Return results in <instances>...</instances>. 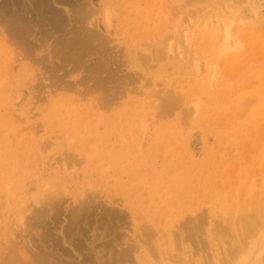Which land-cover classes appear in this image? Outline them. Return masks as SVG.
Returning <instances> with one entry per match:
<instances>
[{
  "label": "rangeland",
  "instance_id": "1",
  "mask_svg": "<svg viewBox=\"0 0 264 264\" xmlns=\"http://www.w3.org/2000/svg\"><path fill=\"white\" fill-rule=\"evenodd\" d=\"M18 1L26 3L20 7L23 15H32L29 20L33 23L29 17L26 21V15L24 20L29 27L34 26L38 22L40 0ZM48 1L49 7L61 16L60 27L64 24L67 27L52 29L51 25L41 26L45 21H39L34 26L38 29L33 30L31 26L33 35L25 29V48L17 38L18 42H14L15 37L9 31L4 39L6 33H2L21 22L11 26L9 17L5 18L0 10L3 15L0 16V264L15 255L20 257L21 248L24 258L32 257L28 262H39L36 257L39 259L45 253L51 257L52 253L51 258L56 257L57 264H74V261L75 264H100L102 260L108 264L111 258L112 264H181L178 255L186 259L182 261L186 264H229L233 259V262L243 261L239 264H264L262 208L258 209L261 216L256 221L262 222L260 225L252 217L261 205L260 199L263 200L261 207L264 206L261 197L264 196V0H109L108 24L104 21L102 0H88L89 8L86 0L84 4V0H62L64 4L61 0ZM81 3L87 11L96 9L91 20L89 17L86 20L94 23L100 20L95 32L102 41L96 39L98 45L95 40L94 49L89 45L92 51L90 47L89 50L76 47L78 44L71 47L78 42V37L69 45L74 28L76 33L80 29L76 37L85 33V26L89 27L88 21L83 20L88 22L87 26L75 14ZM26 7L28 13H24ZM13 8L12 15L18 12V8ZM3 18H8L5 24ZM77 20L82 23L76 25ZM78 25L82 28H76ZM47 27L52 33L43 31ZM34 34L43 38L40 40ZM61 38L67 43L61 42ZM28 39L37 47L31 50V55L28 49L34 47L26 43ZM63 43L68 44L65 55L70 47V51L81 49V54L79 50L70 52L77 54L69 55L71 60L64 53L61 56ZM53 47L57 49L53 50L55 54L51 52ZM8 52L11 58L9 54L5 56ZM83 80L88 84H83ZM1 195H4L2 199ZM47 202L51 203L50 209ZM81 208L87 209L82 212ZM77 212L82 215L76 216ZM243 213L246 214L243 216ZM19 216L24 219L18 221ZM122 220L128 221L124 224ZM21 222L26 226H19ZM248 223L251 230L247 229ZM179 227H186V233L185 228L181 231ZM242 234L247 237H241ZM244 239L246 242H240L239 247V241ZM173 240L178 241L177 245L180 243L179 247ZM237 242L239 249H236ZM226 248L228 253L229 248H234L229 253L232 259L227 258ZM124 250L129 254L125 255ZM176 253H179L177 259ZM46 254L42 259L50 258ZM23 256L14 259L20 261ZM41 260L38 264H43ZM50 260L47 263L54 264Z\"/></svg>",
  "mask_w": 264,
  "mask_h": 264
},
{
  "label": "bare ground",
  "instance_id": "2",
  "mask_svg": "<svg viewBox=\"0 0 264 264\" xmlns=\"http://www.w3.org/2000/svg\"><path fill=\"white\" fill-rule=\"evenodd\" d=\"M0 1H1V0H0ZM23 1H24V0H23ZM26 1H27V0H26ZM28 1H29V0H28ZM36 1H37V0H36ZM57 1H58V0H57ZM61 1H62V0H61ZM66 1L69 2V0H66ZM82 1H83V0H82ZM82 1H81V2H82ZM86 1H87V3H86ZM86 1L84 0L82 3L84 4V2H85V3L87 4V7L89 8L88 3H89L90 0H89V1L86 0ZM191 1H192V0H191ZM193 1H195V0H193ZM30 2H32V1H30ZM34 2H35V1H34ZM37 2H38V1H37ZM37 2H35V3L37 4ZM39 2H40V4H39V3H38V4H39V6H40V11H39V14H36V15H38V16H37L38 19L36 18V19H37L36 21H38L37 23H39V21H42V22L45 21L44 23H40V25L42 26V25L45 24V25H47V26H49V27H50V25H51V28H52V29H59V28H61V27H63V28H64V27H67V26H65L64 23H63L64 26H61V27H60L61 24H59V21L61 20V16H60V14L56 13L54 10H52V9L49 7V1H48V0H40ZM55 2H56V1H55ZM64 2H65V1H62L61 4H64ZM21 3H22V2H19L18 0H3L2 3H0V10H1V13L4 14L5 18H6V17H9V19H8V18H7V19L10 20V23H11V24H10L9 22H8V23H9L11 26H12L14 23L16 24L17 22H21V24L24 26V28H23V26L21 27V24H20V23H19V24L17 23V27L15 26V28L13 27L12 29H9V30H5V31L3 30L4 33H2V34L4 35V34L6 33V31H9L8 34L10 33L11 36H12V38L15 37V38H14V39H15L14 42H15V43L18 42V41H16V40L18 39V40H19V43H20V44L22 43L21 46L25 48L26 44H25V43H24L25 45L23 44V42H25V40L23 41V37H24V34H23V33L27 32L28 30L30 31V33H32L31 30H32L33 28H34L33 30H35L36 27H37V29H38V26L34 27L35 25H37V23H35L34 26L31 25V26H33L32 29H31V26L29 27V25L27 24L26 21H27V18H28L30 15L28 14V15H29L28 17H27L26 14H25L26 16L23 15V7H20V4H21ZM23 3H24V2H23ZM23 3H22V4H23ZM35 3H34V4H35ZM50 3H51V2H50ZM52 3H53V2H52ZM52 3H51V4H52ZM56 3H59V2H56ZM79 3H80V2H79ZM82 3H81V4H82ZM25 4H26V3H24V5H25ZM27 4H28V2H27ZM31 4H32V3H31ZM34 4H33V6L35 7ZM51 4H50V5H51ZM65 4H66V3H65ZM83 4L81 5V7H79V8L77 7V10H76L75 14L77 13V14H76L77 17L80 16L79 19H81L82 21H83V20H86L88 17H89V19L91 20L92 15H94V14L96 13V12H95L96 9H95V10L92 9V12H90V10L87 11V10H86L87 7H85ZM108 4H109V0H102V6L104 7V9H102L103 12H104V21H105V23H107V24L110 23V22H109V21H110V15L108 14V13H109V10H107V8H106V7L108 6ZM10 5H11V6H10ZM28 5H29V4H28ZM13 6H15V7L18 8V12H14V15H12V9H11V8H13ZM22 6H23V5H22ZM84 7H85V8H84ZM90 7H91V6H90ZM17 8H16V9H17ZM38 8H39V7H38ZM92 8H93V7H92ZM13 9L16 10L15 8H13ZM29 9H30V8H29ZM29 9H28V10H29ZM70 9H71V8H70ZM14 10H13V11H14ZM35 10H36V9H35ZM104 10H105V11H104ZM26 11H27V7H26L24 13H25ZM37 11H38V10H37ZM30 12L32 13V10H31ZM30 12H29V13H30ZM33 12H34V10H33ZM73 12H74V11H73ZM229 12H230V11H229ZM1 13H0V14H1ZM26 13H28V12H26ZM31 13H30V14H31ZM37 13H38V12H37ZM2 14H1L0 16H3ZM189 14H190V13H189ZM192 14H193V13H192ZM33 15H35V14L33 13ZM61 15H62V14H61ZM13 16L16 17V19L19 20V21L15 20V19H11V18H14ZM24 16L26 17V21L24 20V18H25ZM31 16H32V15H31ZM31 16H30V17H31ZM62 16H64V15H62ZM90 16H91V17H90ZM30 17L28 18V20L30 19ZM34 17H35V16H34ZM34 17H33V18H34ZM75 17H76V16H75ZM5 18H3V20H4V21H3V24H5L6 21H7V19H5ZM64 18H66V17H64ZM74 19H76V18H74ZM89 19H88V20H89ZM0 20H1V19H0ZM11 20H14V21L11 22ZM30 20H31V19H30ZM30 20H29V21H30ZM32 20H33V19H32ZM63 20H64V19H63ZM72 20H73V19H72ZM81 20H77V21H79V22H76V25L79 24V23H82V22H80ZM88 20H86V21H88ZM112 20H113V19H112ZM237 20H238V19H237ZM1 21H2V20H1ZM23 21L25 22L26 26H28L30 29L25 28L26 26L24 25V22H23ZM74 21H76V20H74ZM74 21H73V23H74ZM86 21H83V23L85 22V24H86V23L89 22V27L91 26V27H93L94 29H93V28L86 27L85 24H84V25L82 24L83 26H85V27L83 28L85 33H83V31H82L83 34L81 33L82 35H79V34H80V33H79V30H80V29H79L78 31H77V29H76V31H77V33H79L78 35H79L80 37H79L78 35L75 37V34H77V33L74 31L75 28H74V30L72 29L73 31H72V30H71V31L74 32V33H71V32H70V34H74V36L71 35V36H72V40L70 41V39H69V45H70L71 42H74L73 39H76L77 37H78L79 39L77 38L76 40H78V42H76V44L74 43L73 45L71 44V47L74 46V45L76 46V45L78 44L76 47H80V48L85 47V48H87V50H89V49H91V47H90L89 45H91V46L94 45L93 43L95 42L96 39H98V40L100 41L101 37H100V38H97V35H98L99 33H98V34L96 33V32H97L96 29L100 26V25H99V21H100V20L97 19L95 23L92 22V21H88V22H86ZM213 21H214V19H213ZM216 21H217V20H216ZM4 22H5V23H4ZM30 22H31V21H30ZM241 22H242V21H241ZM1 23H2V22H1ZM1 23H0V24H1ZM31 23H33V22H31ZM60 23H61V22H60ZM9 24H8V25H9ZM15 24H14V25H15ZM58 24H59V25H58ZM63 24H62V25H63ZM189 24H190V23H189ZM45 25H44V26H45ZM72 25H74V24H72ZM86 25H87V24H86ZM216 25H219V23L216 24ZM0 26H1V25H0ZM4 26H7V24L4 25ZM41 26H40V28H41L40 30H42V27H41ZM44 26H43V27H44ZM87 26H88V25H87ZM222 26H223V25H222ZM2 27H3V25H2ZM79 27H80V26L78 25V27H76V28H79ZM209 27H210V26H209ZM9 28H10V26H9ZM51 28H50V30H52ZM80 28H82V27H80ZM88 28H89V29H88ZM108 28H109V27H108ZM25 29H27V31H25ZM46 29H48V27H47V28H43V31H45ZM61 29H62V28H61ZM61 29H60V30H61ZM64 29H65V28H64ZM83 29H81V30H83ZM91 29H92V30H91ZM33 30H32V31H33ZM48 30H49V29H48ZM48 30H46V31L48 32ZM23 31H24V32H23ZM55 31H56V30H55ZM95 31H96V32H95ZM35 32H36V31H35ZM38 32H39V31H38ZM40 32H41V31H40ZM40 32H39V33H40ZM47 32H45V33L47 34ZM56 32H59V33H60V31H58V30H57ZM80 32H81V31H80ZM99 32H100V31H99ZM36 33H37V32H36ZM42 33H43V32H42ZM48 33H52V32L50 31V32H48ZM10 34H9V35H10ZM54 34H58V33H54ZM63 34H66V33H63ZM96 34H97V35H96ZM187 34H188V33H187ZM3 35H2V36H3ZM13 35H14V37H13ZM25 35H26V34H25ZM28 35H29V34H28ZM32 35H33V33H32ZM32 35H30L29 37H31ZM37 35H38V36H35V34H34L35 37H39V34H37ZM40 35H42V34H40ZM43 35H44V33H43ZM49 35H50V34H49ZM49 35H47V36H49ZM59 35H60V34H59ZM67 35H68V34H67ZM164 35H165V34H164ZM164 35H163V36H164ZM185 35H186V34H185ZM53 36L55 37V35H53ZM7 37H8V36H7V33H6V36H4V39L7 38ZM27 37H28V36H27ZM29 37H28V38H29ZM35 37H34V38H35ZM44 37H45V38H43V37L41 36V37H39V38H40V40H41L42 38L45 39V40H44V43H45V41H46V36L44 35ZM51 37H52V34H51ZM56 37H57V36H56ZM73 37H74V38H73ZM105 37H106V36H105ZM226 37H227V34H226ZM10 38H11V37H10ZM12 38H11V39H12ZM16 38H17V39H16ZM24 38H26V37H24ZM48 38H49V37H48ZM70 38H71V37H70ZM106 38H107V37H106ZM228 38H229V37H228ZM8 39H9V38H8ZM50 39H51V38H50ZM55 39L57 40V39H59V38H55ZM55 39H53L54 42H56ZM61 39H62V38H61ZM64 39H66V38L64 37ZM103 39H104V38H103ZM12 40H13V39H12ZM12 40H11V41H12ZM32 40L34 41V39H32ZM47 40L49 41V39H47ZM66 40H67V39H66ZM76 40H75V41H76ZM2 41H5V40H2ZM7 41H8V40H7ZM58 41H59V40H58ZM58 41H57V42H58ZM67 41H68V40H67ZM67 41L64 42V40L62 39L61 42L67 43ZM101 41H102V39H101ZM101 41H100V42H101ZM112 41H113V40H112ZM9 42H10V41H9ZM27 42L29 43V46L31 45V46L34 47V48H32V49H28L29 47L26 48V49H28V51H30L29 53H30V55H31V53H32L31 50L34 49V51H35L37 47H35V45H34L35 43H34L33 45L30 44V42H32V41H29V39L26 40V43H27ZM34 42H36V40H35ZM39 42L42 43V45L47 44V43L44 44L43 41H42V42L39 41ZM1 43H2V42H1ZM52 43H53V42H52ZM64 43H63V45H64ZM13 44H14V43H13ZM17 44H18V43H17ZM17 44H16V45H17ZM20 44H19V45H20ZM37 44H38V42H37ZM59 44H60V43H59ZM96 44H97V40H96V42H95V45H96ZM19 45H18V46H19ZM23 45H24V46H23ZM39 45L42 47L41 44H39ZM67 45H68V44L64 45L65 48H64V46H63L64 51H63L62 48L60 47V46H62V45L58 46V47H60L61 51H63L62 54H61V56H62L63 53L65 52V49H66V46H67ZM97 45H98V44H97ZM103 45H104V44H103ZM105 45H106V44H105ZM4 46H5V45H4ZM36 46H37V45H36ZM100 46H102V45H100ZM106 46H107V45H106ZM51 47H52V46H51ZM58 47H57V48H58ZM71 47H70V48H71ZM89 47H90V48H89ZM94 47H96V46H94ZM104 47H105V46H104ZM226 47H227V46H226ZM1 48H2V46H1ZM24 48H23V49H24ZM30 48H31V47H30ZM43 48H44V47H43ZM53 48H54V47H53ZM70 48H69V49H70ZM73 48H75V47H73ZM88 48H89V49H88ZM92 48H93V46H92ZM98 48H99V47H97V49H98ZM69 49H67L68 52H69V53L72 52V54L75 53V52H73V51H76V52L78 53V50H79V49H77V50L73 49V50L70 51ZM93 49H94V48H93ZM0 50H1V49H0ZM37 50H38V49H37ZM45 50H46V49H45ZM53 50L55 51V50H57V49L54 48V49H52L51 52H53ZM58 50H59V49H58ZM95 50H96V49H95ZM101 50H102V49H101ZM221 50H222V49H221ZM2 51H3V50H2ZM2 51H1V52H2ZM14 51H15V50H14ZM21 51H22V49H21ZM24 51H26V50L24 49ZM34 51H33V52H34ZM43 51H44V50H43ZM80 51H81V49L79 50V53H80ZM85 51H86V49H83V50H82V53L84 52V54L86 55ZM91 51H92V49H91ZM225 51H226V50H225ZM51 52H50V54H51ZM58 52H59V51H58ZM58 52H57V53H58ZM66 52H67V51H66ZM68 52H67V55H65L66 53H64L65 58H67V59H68V57H69V59H70V58H71L70 56H72V57H73V56H77V54L72 55L71 53L68 54ZM87 52H88V51H87ZM93 52H94V51H93ZM4 53H5V50H4ZM53 53L55 54L56 52H53ZM91 53H92V52H91ZM98 53H99V52H98ZM101 53H102V51H101ZM106 53H107V52H106ZM106 53H105V54H106ZM114 53H115V52H114ZM7 54H9V55H10L9 58H11L12 55L10 54V52L6 53L5 56H6ZM15 54H16V53H15ZM18 54H19V53H18ZM24 54H25V53H24ZM45 54H46V53H45ZM45 54H44V55H45ZM58 54H59V53H58ZM80 54H81V53H80ZM88 54H89V53H88ZM103 54H104V53H103ZM110 54H111V53H110ZM20 55H21V54H19V56H20ZM46 55H47V54H46ZM56 55H57V54H56ZM59 55H60V54H59ZM59 55H58V56H59ZM69 55H70V56H69ZM96 55H97V54H96ZM111 55H112V54H111ZM14 56H15V55H14ZM22 56H23V55H22ZM37 56H38V55H37ZM67 56H68V57H67ZM78 56H79V55H78ZM90 56H91V55H90ZM101 56H102V55H101ZM106 56H107V55H106ZM114 56H115V55H114ZM138 56H139V55H138ZM15 57H16V56H15ZM20 57H21V56H20ZM23 57H25V55H24ZM34 57H35V56H34ZM34 57H33V58H34ZM47 57H48V56H47ZM52 57H53V56H52ZM52 57H51V58H52ZM99 57H100V56H99ZM104 57H105V56H104ZM111 57H112V56H111ZM139 57H140V56H139ZM142 57H143V56H142ZM142 57H141V58H142ZM26 58H27V57H26ZM31 58H32V57H31ZM56 58H57V56H56ZM65 58H64V59H65ZM76 58H79V57H76ZM76 58H75V59H76ZM80 58H81V57H80ZM83 58H84V57H83ZM108 58H110V57H108ZM108 58H107V59H108ZM158 58H159V57H158ZM29 59H30V58H29ZM42 59H43V58H42ZM54 59H55V57H54ZM72 59H74V58H72ZM101 59H102V58H101ZM112 59H113V58H112ZM114 59H115V58H114ZM142 59H143V58H142ZM159 59H160V58H159ZM34 60H35V59H34ZM45 60H46V59H45ZM52 60H53V59H52ZM58 60H60V59H58ZM58 60H57V61H58ZM70 60H71V59H70ZM95 60H98V59H95ZM108 60H109V59H108ZM17 61H18V60H17ZM32 61H33V59H32ZM35 61H37V60H35ZM55 61H56V60H53L54 63H57V62H55ZM60 61H61V60H60ZM116 61H117V60H116ZM51 62H52V61H51ZM65 62H66V61H65ZM78 62H79V61H78ZM90 62H91V61H90ZM95 62H96V61H95ZM101 62H102V61H101ZM108 62H109V61H108ZM108 62H107V63H108ZM15 63H16V62H15ZM15 63H13V64L15 65ZM19 63H20V62H19ZM32 63H33V62H32ZM40 63H41V62H40ZM54 63H51V65L54 64ZM75 63H77V60H76ZM81 63H82V62H81ZM99 63H100V62H99ZM112 63H113V62H112ZM114 63H116V62H114ZM16 64H17V63H16ZM46 64H47V62H46ZM89 64H90V63H88V65H89ZM100 64H102V63H100ZM39 65H40V64H39ZM85 65H87V64H85ZM90 65H92V64H90ZM93 65H94V64H93ZM95 65H96V64H95ZM108 65H109V64H108ZM52 66H53V65H52ZM76 66L78 67V64H77ZM105 66H106V65H105ZM12 67H13V66H12ZM14 67H15V66H14ZM14 67H13V68H14ZM53 67H55V66H53ZM62 67H63V66H62ZM79 67H80V65H79ZM81 67H82V65H81ZM92 67H93V66H92ZM92 67H91V68H92ZM94 67H95V66H94ZM98 67H99V65H98ZM107 67H108V66H107ZM48 68H49V66H48ZM50 68H51V67H50ZM55 68H56V67H55ZM74 68H75V66H74ZM74 68H73V69H74ZM86 68H88V67H86ZM86 68H85V69H86ZM115 68H118V66L115 67ZM46 69H47V68H46ZM51 69H53V68H51ZM76 69H77V68H76ZM83 69H84V68H83ZM85 69H84V70H85ZM89 69H90V68H89ZM95 69H96V68H95ZM98 69H101V68H98ZM107 69H108V68H107ZM10 70H12V69H10ZM55 70H56V69H55ZM77 70H78V69H77ZM108 70H109V69H108ZM48 71H49V70H48ZM58 71H59V70H58ZM73 71H74V70H73ZM79 71H80V70H79ZM91 71H92V69H91ZM94 71H95V70L93 69V72H94ZM101 71H102V69H101ZM12 72H13V71H12ZM59 72H60V71H59ZM67 72H68V71H67ZM71 72H72V71H71ZM71 72H70V73H71ZM89 72H90V71H89ZM93 72H92V73H93ZM96 72H97V71H96ZM96 72H95V73H96ZM104 72H105V71H104ZM111 72H112V71H111ZM48 73H49V72H48ZM53 73H55V71H54ZM72 73H73V72H72ZM82 73H83V72H82ZM95 73H94V74H95ZM116 73H117V72H116ZM10 74H12V73H10ZM85 74H86V71H85ZM56 75H57V73H56ZM62 75H63V74H62ZM97 75H98V74H97ZM52 76H53V75H52ZM52 76H51V77H52ZM65 76H66V74H65ZM85 76L87 77V74H86ZM92 76H93V75H92ZM99 76H100V75H99ZM110 76H111V75H110ZM113 76H114V74H113ZM118 76H119V75H118ZM127 76H128V75H127ZM48 77H49V76H48ZM54 77H55V76H54ZM56 77H57V76H56ZM86 77H85V78H86ZM90 77H91V76H90ZM114 77H115V76H114ZM114 77H113V78H114ZM59 78H60V77H59ZM100 78H102V77H100ZM105 78H106V77H105ZM109 78H110V77H109ZM111 78H112V76H111ZM116 78H117V76H116ZM118 78H119V77H118ZM121 78H122V77H121ZM121 78H120V80H121ZM123 78H124V77H123ZM129 78H132V77H129ZM60 79H61V78H60ZM142 79H143V77H142ZM54 80H55V79H54ZM61 80H62V79H61ZM91 80H92V79H91ZM104 80H106V79H104ZM129 80H130V79H129ZM135 80H137V79H135ZM81 81H82V80H81ZM89 81H90V80H88V82H89ZM100 81H101V80H100ZM102 81H103V80H102ZM123 81H124V80H123ZM62 82H63V81H62ZM62 82H61V83H62ZM104 82H105V81H104ZM106 82H107V81H106ZM131 82H132V81H131ZM135 82H136V81H135ZM147 82H148V81H147ZM74 83H75V82H74ZM78 83H79V82H78ZM78 83H77V84H78ZM84 83H87V82H84V80H83V84H84ZM116 83H117V82H116ZM120 83H121V81H120ZM123 83H124V82H123ZM125 83H126V82H125ZM1 84H2V83H1ZM53 84H54V83H53ZM71 84H72V83H71ZM87 84H88V83H87ZM56 85L58 86V84H56ZM69 85H70V84H69ZM98 85H99V84H98ZM98 85H96V86H98ZM120 85H121V84H120ZM122 85H123V84H122ZM37 86H38V85H37ZM61 86H62V85H61ZM78 86H80V85H78ZM94 86H95V85H94ZM105 86H106V85H105ZM118 86H119V85H118ZM66 87H67V85H66ZM69 87H70V86H69ZM72 87H73V85H72ZM74 87H75V86H74ZM87 87H88V86H87ZM89 87H90V86H89ZM100 87H102V85H101ZM35 88H36V86H35ZM61 88H64V87H61ZM67 88H68V87H67ZM70 88H71V87H70ZM91 88H92V87H91ZM94 88H95V87H94ZM112 88H113V87H112ZM36 89H37V88H36ZM85 89H87V88H85ZM85 89H84V90H85ZM95 89H96V88H95ZM100 89H101V88H100ZM115 89H116V88H115ZM123 89H125V88H123ZM69 90H71V89H69ZM72 90H73V88H72ZM76 90H77V89H76ZM87 90H89V89H87ZM103 90H104V89H103ZM107 90H108V89H107ZM121 90H122V89H121ZM65 91H66V90H65ZM78 91H79V90H78ZM111 91H112V90H111ZM116 91H117V90H116ZM127 91H128V90H127ZM83 92H84V91H83ZM83 92H82V93H83ZM93 92H94V91H93ZM101 92H102V91H101ZM86 93L88 94L87 91H86ZM131 93H132V91H131ZM83 94H84V93H83ZM83 94H81V95L83 96ZM87 94H86V96H88ZM94 94H95V93H94ZM96 94H97V93H96ZM98 94H99V93H98ZM164 94H165V93H164ZM167 94H168V93H167ZM89 95H90V94H89ZM108 95H109V94H108ZM165 95H166V94H165ZM103 96H104V95H103ZM112 96H113V95H112ZM99 97H101V96H99ZM116 97H117V95H116ZM77 98H78V96H77ZM79 98H80V97H79ZM101 98H102V97H101ZM165 98H166V97H165ZM83 99H84V98H83ZM117 99H118V98H117ZM168 99H169V98H168ZM80 100H82V99H80ZM98 100H100V98H99ZM170 100H171V99H170ZM100 101H102V99H101ZM100 101H99V102H100ZM172 101H173V100H171L170 102H172ZM174 101H175V100H174ZM95 102H96V101H95ZM170 102H169V103H170ZM93 103H94V102H93ZM96 104H97V103H96ZM102 104H103V103H102ZM106 104H107V103H106ZM110 104H111V103H110ZM114 104H115V103H114ZM114 104H113V105H114ZM118 104H119V103H118ZM94 105H95V104H94ZM99 106H102V105L100 104ZM109 106H110V105H109ZM103 107H104V105H103ZM116 107H117V105H116ZM105 108H106V107H105ZM105 108H104V109H105ZM101 109H102V107H101ZM107 110H108V108H107ZM95 128H96V127H95ZM93 132H94V131H93ZM46 143H47V142H46ZM49 143H50V142H49ZM47 145H48V143H47ZM75 153H76V147H75ZM93 153H94V152H93ZM66 154H67V153H66ZM70 154H71V153H70ZM73 154H74V153H73ZM77 155H78V154H77ZM65 156H66V155H65ZM62 157H63V156H62ZM67 157H68V156H67ZM76 157H78V156H76ZM84 157H85V156H84ZM63 158H64V157H63ZM79 158H80V157H79ZM64 160H65V159H64ZM69 160H70V159H69ZM69 160H68V161H69ZM77 160H78V159H77ZM79 160H81V159H79ZM73 161H74V160H73ZM84 161H85V159H84ZM82 163H83V162H82ZM109 164H110V163H109ZM63 171H64V170H63ZM77 177H78V176H77ZM79 177H80V176H79ZM75 179H76V178H75ZM61 180H62V179H61ZM62 183H63V182H62ZM33 184H34V183H33ZM29 185H30V184H29ZM29 185H28V186H29ZM22 186L24 187V185H22ZM25 186H26V185H25ZM34 186H35V185H34ZM32 187H33V186H32ZM32 187H31V188H32ZM43 187H44V186H43ZM46 187H47V185H46ZM58 187H59V186H58ZM22 189H23V188H22ZM25 189H26V188H25ZM29 189H30V188H29ZM29 189H28V190H29ZM45 189H46V188H45ZM3 190H4V189H3ZM31 190H32V189H31ZM43 190H44V189H43ZM43 190H42V191H43ZM10 191H11V190H10ZM58 191H59V190H58ZM59 192H61V191H59ZM43 193H44V191H43ZM5 194H6V193H5ZM54 194H56V193H54ZM57 194H58V193H57ZM57 194H56V195H57ZM48 195H49V194H48ZM48 195H47V196H48ZM2 196H4V195H1V199H2ZM10 196H11V195H10ZM41 196H42V193H41ZM44 196H45V195H44ZM7 197H8V196H6V198H7ZM51 197H52V196H51ZM261 197L264 198V196H261ZM40 198H41V197H40ZM43 198H45V197H43ZM49 198H50V196H49ZM257 198H258V197H257ZM7 199H8V198H7ZM46 199H47V197H46ZM53 199H54V197H53L52 199H50V200L48 199V200L51 202ZM62 199H63V198H62ZM80 199H81V198H80ZM83 199H84V197H83ZM92 199H93V198H92ZM60 200H61V199H60ZM85 200H86V199H85ZM253 200H254V199H253ZM38 201L41 202L40 200H38ZM49 201H48V202H49ZM80 201H81V200H80ZM122 201H123V200H122ZM247 201H248V200H247ZM1 202H2V201H1ZM44 202L46 203V200H44ZM48 202H47V203H48ZM97 202H98V201H97ZM255 202H256V201H255ZM260 202H261V205H262V204H263V203H262L263 200L260 199ZM260 202L258 201L259 204H260ZM5 203H9V202H5ZM10 203H11V202H10ZM45 203H43V204H45ZM57 203H58V202H57ZM59 203H60V202H59ZM78 203H79V202H78ZM80 203H81V202H80ZM36 204H37V203H36ZM49 204H51V203H48V204H47V208H49V206H48ZM86 204H88V203H86ZM90 204H91V203H90ZM145 204H146V203H145ZM39 205L43 207V205H41V204H37V206H39ZM62 205H63V204H62ZM91 205H92V204H91ZM97 205H98V204H97ZM256 205H257V204H256ZM261 205H260L258 208H256L257 210H255L259 215H257V213H256V215H255V214H254L255 211H252V212H254L253 214L255 215V216L252 215V217H254V218H253V221H255V222H256V221L259 222V218H258L259 216L262 215V218L264 217V216H263L264 213L261 214V212H260V211H263V212H264V210H263V209H264V208H263L264 206L261 207ZM31 206H32V205H31ZM44 206H46V204H45ZM77 206H78V204H77ZM84 206H85V205H84ZM253 206H254V205H253ZM26 207H27V205H26ZM33 207H34V206H33ZM33 207H32V209H33ZM42 207L40 208V210L42 209ZM60 207H61V206H60ZM72 207H73V206H72ZM85 207H86V206H85ZM7 208H8V207H7ZM75 208H76V206H75ZM89 208H90V207H89ZM151 208H153V207H151ZM243 208H244V206H243ZM261 208H262V210H260ZM26 209H27V208H26ZM34 209H35V208H34ZM36 209H38V208H36ZM43 209H45V208L43 207ZM49 209H50V208H49ZM55 209H56V207H55ZM71 209H72V208H71ZM73 209H74V208H73ZM81 209H83V210H80V211L84 212V210H86L87 208H86V209L81 208ZM246 209H247V208H246ZM258 209H259L260 211H259ZM29 210H30V209H29ZM38 210H39V209H38ZM45 210H46V212H47V209H45ZM57 210H58V209H56V211H57ZM88 210H89V209H88ZM110 210H111V209H110ZM243 210H245V208H244ZM26 211H27V210H26ZM30 211H31V210H30ZM59 211H60V210H59ZM78 211H79V210H78ZM106 211H107V210H106ZM258 211H259L260 213H259ZM35 212H37L38 214L41 213V212L39 213V211H35ZM43 212H45V211H43ZM54 212H55V211H54ZM82 212H81V213H82ZM91 212H92V211H91ZM28 213H29V212H28ZM32 213H33V212H32ZM37 213H36V214H37ZM47 213L50 214V212H47ZM47 213H46V214H47ZM51 213H53V212H51ZM77 213H78V212H77ZM81 213L79 212L78 214H76V216H77V215L80 216ZM101 213H102V212H101ZM118 213H119V212H118ZM19 214H20V213H19ZM23 214H25V213H22L21 216H24ZM26 214H27V213H26ZM41 214H42V213H41ZM44 214H45V213H44ZM44 214H42V215H44ZM106 214H107V212H106ZM112 214H113V213H112ZM114 214H115V213H114ZM121 214H122V213H121ZM245 214H246V213H245ZM245 214L243 213V216H244ZM251 214H252V213H251ZM260 214H261V215H260ZM31 215H32V214H31ZM58 215H59V214H58ZM81 215H82V214H81ZM101 215H102V214H101ZM109 215H110V214H109ZM118 215H119V214H118ZM214 215H215V214H214ZM21 216H19V217L21 218ZM33 216H34V214H33ZM37 216H38V215H37ZM45 216H46V215H45ZM49 216H50V215H48V217H49ZM55 216H56V215H55ZM104 216H105V215H104ZM111 216H113V215H111ZM121 216H122V215H121ZM121 216H120V217H121ZM141 216H142V215H141ZM197 216H198V215H197ZM256 216H257L258 220H256L257 218L255 219ZM17 217H18V215H17ZM17 217H15V218H17ZM25 217H26V216H25ZM38 217H39V216H38ZM41 217H43V216H41ZM92 217H93V216H92ZM100 217H101V216H100ZM102 217H103V216H102ZM194 217H195V218H194V221H195V219H196L197 217H196V216H194ZM215 217H216V216H215ZM245 217H246V216H245ZM250 217H251V216H249V219H250V222H251V220H252L251 218H252V217H251V218H250ZM36 218H37V217H36ZM69 218H70V217H69ZM76 218H77V217H76ZM78 218H80V217H78ZM93 218H95V217H93ZM105 218H106V217H105ZM105 218H103V219H105ZM115 218H116V217H115ZM125 218H126V217H125ZM128 218H129V217H128ZM141 218H143V217H141ZM262 218H260V219H262ZM23 219H24V217L21 218V220H19V218H17L18 221H22ZM25 219H27V217H26ZM38 219H40V218H38ZM38 219H37V220H38ZM73 219H74V218H73ZM111 219H112V218H111ZM116 219H117V218H116ZM118 219H119V218H118ZM126 219H127V218H126ZM185 219H186V218H184V220H185ZM198 219H199V217H198ZM198 219H197V220H198ZM200 219H201V218H200ZM205 219H206V218H205ZM247 219H248V218H247ZM28 220H29V219H28ZM33 220H34V219H33ZM35 220H36V219H35ZM42 220H43V223H44V218H43ZM88 220H89V219H88ZM88 220H87V222H88ZM113 220H114V219H113ZM113 220H112V221H113ZM120 220H121V219H120ZM184 220H183V221H184ZM192 220H193V219H192ZM192 220H191V221H192ZM244 220H246V219L244 218ZM244 220H243V222H244ZM262 220H264V218H263ZM18 221H17V222H18ZM24 221H25V220H24ZM38 221H39V220H38ZM71 221H72V220H71ZM81 221H82V220H81ZM94 221H95V220H94ZM122 221H123V220H122ZM127 221H128V220H127ZM127 221H123V223H124V222L127 223ZM187 221H189V220H187ZM187 221H185V223H187ZM215 221H217V220H215ZM253 221L251 222V223H252L251 225H253V229H255V228H254V227H255L254 225H255V224H259V223L256 222L255 224H253ZM29 222H30V221H29ZM34 222H35V221H34ZM40 222H42L41 219H40ZM40 222H37V223H38L39 226H42V225H40V224H41ZM53 222H54V221H53ZM73 222H74V221H73ZM97 222H98V221H97ZM100 222H101V221H100ZM109 222H110V221H109ZM117 222H118V220H117ZM120 222H121V221H120ZM120 222H119V223H120ZM179 222H180V221H179ZM197 222H198V221H197ZM243 222H242V223H243ZM247 222H249V221H247ZM247 222H245V224H246ZM260 222H261V221H260ZM18 223H20V222H18ZM39 223H40V224H39ZM43 223H42V224H43ZM45 223H46V222H45ZM45 223L43 224V225H44L43 228H45V226H46V228H47V225H45ZM82 223H83V222H82ZM125 223H124V224H125ZM185 223H182V224L184 225ZM188 223H189V222H188ZM192 223H193V221H192ZM198 223H199V222H198ZM218 223H219V222H218ZM221 223H222V222H221ZM229 223H230V222H229ZM261 223H262V222H261ZM261 223H260V224H261ZM30 224H31V222H30ZM30 224H29V225H30ZM35 224H36V223H35ZM46 224H47V223H46ZM49 224H50V223H49ZM77 224H78V223H77ZM94 224H95V223H94ZM145 224H146V223H145ZM148 224H149V223H148ZM180 224H181V223H180ZM180 224H177V225L180 226ZM182 224H181V226H183ZM193 224H194V223H193ZM202 224H203V222H202ZM216 224H217V223H216ZM248 224H249V223H248ZM248 224H247V225H248ZM260 224H259V225H260ZM262 224H264V223H262ZM33 225H34V224H33ZM72 225H73V223H72ZM84 225H85V224H84ZM88 225H89V224H88ZM91 225H92V224H91ZM109 225H111V224H109ZM114 225H115V224H114ZM114 225H113V226H114ZM119 225H120V224H119ZM122 225H123V224H122ZM122 225H121V226H122ZM126 225H127V224H126ZM185 225H186V224H185ZM188 225H190V223H189ZM218 225H220V224H218ZM249 225H250V224H249ZM251 225H250L249 228H247V229L251 230V228H252ZM259 225H256V227L259 226ZM16 226H17V225H16ZM19 226L24 227V226H26V225H25L24 222H23V223L21 222V224H20ZM86 226H87V225H86ZM86 226H85V227H86ZM106 226H107V225H106ZM178 226H177V228H178ZM198 226H199V224H198ZM215 226H216V225H215ZM220 226H221V225H220ZM238 226H239V225H238ZM244 226H245V225H244ZM11 227H14V226H11ZM21 227H20V228H21ZM35 227H37V225H36ZM68 227H69V226H68ZM70 227H71V226H70ZM72 227H73V226H72ZM74 227H75V224H74ZM125 227H126V226H125ZM129 227H130V225H129ZM139 227H140V226H139ZM145 227H146V226H145ZM147 227H149V226H147ZM186 227H187V226H186ZM186 227H183V228H185V229H184V233H186V231H187V230H186ZM188 227H189V226H188ZM191 227H192V226H191ZM196 227H197V226H196ZM196 227H194V228H196ZM223 227H224V226H222V228H223ZM250 227H251V228H250ZM16 228H18V227H16ZM16 228H15V229H16ZM20 228H19V229H20ZM46 228H45V229H46ZM75 228L77 229V226H76ZM82 228H83V227H82ZM108 228H110V227L108 226ZM112 228H113V227H112ZM126 228H127V227H126ZM142 228H143V227H142ZM183 228L181 227V229H183ZM200 228H201V227H200ZM218 228L221 229V227H218ZM241 228H243V226H242ZM241 228H239V229H241ZM260 228H261V226H260ZM19 229H18V230H19ZM24 229H25V228H24ZM86 229L89 230L87 227H86ZM98 229H99V227H98ZM113 229H115V228H113ZM138 229H139V228H138ZM143 229H145V228H143ZM143 229H142V230H143ZM175 229H176V228H175ZM179 229H180V227H179ZM181 229H180V230H181ZM196 229H197V228H196ZM201 229H202V228H201ZM201 229H200V230H201ZM247 229H245V227H244V230L247 231ZM38 230H39V228H38ZM40 230L42 231V229H40ZM50 230H51V229H50ZM50 230H49V231H50ZM67 230H68V229H67ZM70 230H71V229H70ZM91 230H92V229H91ZM91 230H90V231H91ZM115 230H116V229H115ZM127 230H129V229H127ZM148 230H149V228H148ZM170 230H171V228H170ZM177 230H178V229H177ZM180 230H179V231H180ZM188 230H189V229H188ZM216 230H217V229H216ZM244 230H243V231H244ZM19 231H20V230H19ZM27 231H28V229H27ZM71 231H72V230H71ZM74 231H75V230H74ZM107 231H108V230H107ZM112 231H113V230H112ZM121 231H122V230H121ZM129 231H130V230H129ZM145 231H146V230H145ZM150 231H151V230H150ZM159 231H160V230H159ZM181 231H182V230H181ZM190 231H191V228H190ZM243 231L240 232V233L245 234L246 231H245V233H244ZM36 232H37V231H36ZM68 232H69V231H68ZM76 232H78V230H77ZM76 232H75V233H76ZM91 232H92V231H91ZM114 232H115V231H114ZM143 232H144V230H143ZM151 232H153V231H151ZM151 232H149L150 235H151ZM161 232H162V231H161ZM194 232H195V231L192 232L193 235H194ZM196 232H197V231H196ZM232 232H233V231H232ZM252 232H254V231H252ZM24 233H25V232H24ZM64 233H65V232H64ZM72 233H73V232H72ZM82 233H83V232H82ZM92 233H93V232H92ZM98 233H99V231H98ZM112 233H113V232H112ZM116 233H117V232H116ZM122 233H124V232L122 231ZM131 233H132V232H131ZM145 233H146V232H145ZM164 233H165V232H164ZM177 233H178V231H177ZM184 233H183V234H184ZM222 233H224V232H222ZM226 233H227V232H226ZM25 234H26V233H25ZM35 234H36V233H35ZM73 234H74V233H73ZM73 234H72V235H73ZM109 234H110V233H109ZM124 234H125V233H124ZM132 234H133V233H132ZM137 234H138V233H137ZM141 234H142V231H141ZM146 234L148 235V233H146ZM152 234H153V233H152ZM228 234H229V233H228ZM243 234L241 235V237L244 238L245 236H244ZM247 234L250 235L251 232L249 231V233H248V231H247ZM23 235H24V234H23ZM23 235H22V236H23ZM44 235H45V234H44ZM78 235H79V234H78ZM107 235H108V234H107ZM110 235H111V234H110ZM138 235H139V234H138ZM150 235H149V236H150ZM153 235H155V234H153ZM201 235H202V233H201ZM215 235H217V233H216ZM220 235H221V234H220ZM222 235H223V234H222ZM224 235H225V234H224ZM29 236H30V234H29ZM40 236H41V235H40ZM51 236H52V235H51ZM65 236H66V235H65ZM68 236H69V235H68ZM70 236H71V235H70ZM74 236H75V235H74ZM86 236H87V235H86ZM104 236H105V234H104ZM117 236H118V235H117ZM126 236H127V235H126ZM128 236H129V235H128ZM143 236H144V235H143ZM145 236H146V235H145ZM145 236H144V237H145ZM149 236H148V239L151 238V236H150V238H149ZM185 236H186V235H185ZM30 237H31V236H30ZM43 237L48 238L49 236H48V237H47V236H42V238H43ZM75 237H76V236H75ZM95 237H96V236H95ZM95 237H94V238H95ZM100 237H101V236H100ZM100 237H99V240H100ZM109 237H110V236H109ZM111 237H112V235H111ZM114 237H115V236H114ZM118 237H120V236H118ZM146 237H147V236H146ZM146 237H145V239H146ZM164 237H165V236H164ZM187 237H188V236H187ZM192 237H195V236H192ZM192 237H191V238H192ZM212 237H213V236H212ZM246 237H247V236H246ZM246 237H245V238H246ZM9 238H10V237H9ZM9 238H8V239H9ZM68 238H70V237H68ZM73 238H74V237H73ZM102 238H105V237H102ZM116 238H117V237H116ZM116 238H115V241L118 240V239H116ZM128 238H130V237H128ZM139 238H141L140 235H139ZM174 238H175V237H173V239H174ZM214 238H215V237H214ZM217 238L220 240L219 237H217ZM217 238H215V239H217ZM35 239H36V238H35ZM52 239H53V238H52ZM81 239H82V238H81ZM81 239H80V240H81ZM112 239H113V238H112ZM124 239H125V238H124ZM131 239H132V238H131ZM134 239H135V238H134ZM137 239H138V238H137ZM179 239H180V238H179ZM179 239L177 238V240H179ZM182 239H183V237H182ZM182 239H181V240H182ZM185 239H187V238H185ZM210 239H211V238H210ZM215 239H214V240H215ZM44 240H45V239H44ZM94 240H95V239H94ZM109 240H110V239H109ZM126 240H129V239H126ZM140 240H141V239H140ZM146 240H147V239H146ZM146 240H145V241H146ZM187 240H188V239H187ZM191 240H192V239H191ZM193 240H194V239H193ZM199 240H200V239H199ZM222 240H223V238H222ZM70 241H71V240H70ZM83 241H84V240H83ZM85 241H86V240H85ZM92 241H93V239H92ZM92 241H91V242H92ZM100 241H101V240H100ZM107 241H108V240H107ZM124 241H125V240H124ZM124 241H123V243H124ZM134 241H136V240H134ZM147 241H148V240H147ZM173 241H174V243H175V240H173ZM179 241H180V240H179ZM223 241H224V240H223ZM223 241H221V242L223 243ZM243 241H245V239L242 240V241L240 240L239 243H240V242H243ZM20 242H21V241H20ZM30 242H31V241H30ZM66 242H67V241H66ZM88 242L90 243V241H88ZM97 242H98V241H97ZM120 242H121V241H120ZM131 242H132V240H131ZM131 242H130V244H131ZM139 242H143V241H139ZM151 242H152V241H151ZM151 242H150V243H151ZM177 242H178V241H176V243H175L176 245H177ZM180 242H181V241H180ZM192 242H194V241H192ZM192 242H191V243H192ZM201 242H202V240H201ZM234 242H236V241H234ZM245 242H246V241H245ZM13 243H14V242H13ZM31 243H32V242H31ZM54 243H56V242H54ZM78 243H79V242H78ZM84 243H85V242H84ZM103 243H104V241H103ZM165 243H166V242H165ZM181 243H182V242H181ZM195 243H196V241H195ZM205 243H206V242H205ZM224 243H225V242H224ZM239 243L237 242V247H236V249H237V248L239 249V247L242 246V244L240 243L241 245L238 247ZM6 244H7V243H6ZM19 244H20V243H19ZM26 244L28 245V243H26ZM33 244H34V243H33ZM70 244H71V243H70ZM73 244H74V243H73ZM97 244H98V243H97ZM105 244H106V243H105ZM117 244H118V243H117ZM121 244H122V243H121ZM133 244H134V243H133ZM183 244H184V243H183ZM218 244H219V243H218ZM227 244H228V243H227ZM4 245H5V244H4ZM59 245H60V243H59ZM84 245H85V244H84ZM108 245H109V244H108ZM111 245H112V244H111ZM115 245H116V244H115ZM119 245H120V244H119ZM176 245H175V247H176ZM178 245H180V243H179ZM178 245H177V247H179ZM204 245H205V244H204ZM207 245H208V244H207ZM8 246H9V245H8ZM13 246H14V245H13ZM16 246H17V245H15V248H16ZM23 246H24V244H23ZM44 246H45V245H44ZM48 246H49V245H48ZM112 246H113V245H112ZM129 246H130V245H129ZM135 246H136V245H135ZM135 246H134V248H136ZM139 246H140V245H139ZM139 246H138V247H139ZM153 246H154V245H153ZM208 246H209V245H208ZM33 247H35V246H33ZM75 247H76V246H75ZM97 247H98V246H97ZM140 247H141V246H140ZM148 247H149V246H148ZM181 247H183V245H182ZM213 247H214V246H213ZM213 247H212V248H213ZM221 247H222V246H221ZM224 247H225V246H224ZM228 247H229V246H228ZM7 248H8V247H7ZM17 248H18V247H17ZM24 248H25V247H24ZM28 248H29V247H28ZM35 248H36V247H35ZM37 248H38V246H37ZM42 248H43V247H42ZM46 248H47V247H46ZM94 248H95V247H94ZM94 248H93V249H94ZM103 248H104V246H103ZM129 248H130V247H129ZM198 248H199V247H198ZM203 248H204V247H203ZM203 248H202V249H203ZM212 248H211V249H212ZM222 248H223V247H222ZM9 249H10V248H9ZM13 249H14V248H13ZM67 249H68V248H67ZM105 249H106V248H105ZM112 249H113V248H112ZM114 249H115V247H114ZM175 249H176V248H175ZM179 249H180V248H178V250H179ZM202 249H201V250H202ZM208 249H209V248H208ZM226 249H227V248H226ZM231 249H232V248H231ZM231 249L229 248L230 251H231ZM21 250H22V248H21ZM21 250H20V251L18 250L19 253H20V254H21V253H22V254H25V253H23V250H24V249L22 250V252H21ZM57 250H58V249H57ZM87 250H88V249H87ZM94 250H95V249H94ZM100 250H101V249H100ZM106 250H107V249H106ZM151 250H152V249H151ZM159 250H160V249H159ZM162 250H163V249H162ZM166 250H167V249H166ZM196 250H197V247H196ZM196 250H195V252H196ZM232 250H234V248H233ZM11 251H12V250H11ZM18 251H17V252L14 251V254L18 253ZM30 251H31V250H30ZM46 251H47V250H46ZM64 251H65V250H64ZM109 251H111V250H109ZM122 251H123V250H122ZM130 251H131V249L129 250V252H130ZM137 251H138V250H137ZM160 251H161V250H160ZM180 251H183V250H180ZM180 251H177V252H180ZM223 251H224V249H223ZM230 251H229V253H231ZM235 251H236V250H235ZM235 251H232V252H235ZM9 252H10V250H9ZM58 252H59V251H58ZM86 252H87V251H86ZM101 252H102V251H101ZM112 252H113V251H112ZM129 252H128V251L126 252V251L124 250L125 255H127V253L129 254ZM167 252H168V251H167ZM205 252H207V251H205ZM208 252H209V251H208ZM251 252H252V251H251ZM12 253H13V252H12ZM19 253H18L17 255H20ZM26 253H27V254H26V256H27L28 253H29V249H28V252H26ZM41 253H42V252H41ZM41 253H40V254H41ZM48 253H49V251H48ZM53 253H54V252H53ZM64 253H65V252H64ZM72 253H73V252H72ZM80 253H81V252H80ZM183 253H184V252H183ZM229 253H228V249H227V254L229 255ZM2 254H3V253H2ZM7 254H8V253H7ZM14 254H11V255L14 256ZM22 254L20 255V257L23 256ZM36 254H37V253H36ZM45 254H46V253H45ZM45 254H44V255H45ZM90 254H91V253H90ZM98 254H99V256H101L99 252L97 253V255H98ZM114 254H115V252H114ZM122 254H123V253H122ZM178 254H179V253H178ZM178 254L176 253L175 256H174V255H173V256L176 258V256H177ZM196 254H197V253H196ZM224 254H225V253H224ZM231 254H232V253H231ZM247 254H248V253H247ZM249 254H250V252H249ZM32 255H33V254H32ZM44 255L42 254L41 256L43 257ZM46 255H47V254H46ZM50 255H51V257H52V253H51ZM92 255H93V254H92ZM180 255H181V254H180ZM228 255H227V256H228ZM5 256H6V255H5ZM12 256H11V257H12ZM37 256H38V254H37ZM41 256L39 255V257H41ZM120 256H121V255H120ZM156 256H157V255H156ZM193 256H194V255H193ZM198 256H199V255H198ZM214 256H215V255H214ZM227 256H226V257H227ZM14 257L16 258V257H18V256L15 255ZM14 257H13V258H10L11 260H10L9 258H7V260L12 261L11 264L13 263V261H14L13 264H15L16 262H17V264H21V261L24 260V261H22V262H23L22 264H26V263L28 262L27 259L32 258V257L28 256L27 259H26V258H24V256H23V259L20 260V261H18L17 259L20 258V257H18L17 259H14ZM35 257H36V256H35ZM35 257H34V258H35ZM42 257L39 258V259L41 260ZM47 257H50V256L47 255ZM51 257H50V258H47V259H48V260H49V259L52 260ZM80 257H81V256H79V258H80ZM102 257H103V255H102ZM153 257H154V256H153ZM171 257H172V256H171ZM171 257H169V259H170ZM191 257H192V256H191ZM5 258H6V257H5ZM43 258H44V257H43ZM45 258H46V256H45ZM75 258H76V257H75ZM83 258H84V257H83ZM99 258H100V257H99ZM109 258H110V257H109ZM113 258H114V257H113ZM119 258H120V257H119ZM155 258H156V257H155ZM175 258H174V259H175ZM177 258H178V259H177ZM177 258H176V259H177L178 261H180V259H181V262H180L181 264L184 262V259H185V258L182 259L183 257L180 258L179 255H178ZM189 258H190V257H189ZM227 258L232 259L233 257H232L231 255H229ZM227 258H226V259H227ZM246 258H247V257H246ZM1 259H2V258H1ZM13 259H14V260H13ZM39 259H37V257H36V260L39 261V262H36L35 260H32V261H33V262L31 261L32 264H33L34 262L37 263V264L40 263V260H39ZM47 259H45V260L42 259L41 262L44 261L45 264H48L49 261H47ZM54 259H56V261H57V258H56V257L54 258V256H53V260H52L53 262L55 261ZM72 259H73V258H72ZM107 259H108V258H107ZM114 259H115V258H114ZM125 259H126V258H125ZM125 259H123V260L125 261ZM176 259H175V262H178V261H176ZM193 259H194V258H193ZM241 259H242V258H241ZM241 259H240V260H241ZM244 259H245V258H244ZM244 259H243V260H244ZM7 260L5 259L6 262L3 261V260H2V261L6 264V263L8 262ZM51 260H50V261H51ZM62 260H63V258H62ZM98 260H99V259H98ZM118 260H119V259H118ZM120 260H121V259H120ZM123 260H122V261H123ZM127 260H128V259H127ZM160 260H161V259H160ZM171 260H172V259H171ZM185 260H186V259H185ZM223 260H224V259H223ZM233 260H234V259H233ZM233 260H232V262H233ZM25 261H26V263H25ZM52 261H51V262H52ZM56 261H55V262H56ZM66 261H67V260H66ZM71 261H72V260H71ZM85 261H86V260H85ZM89 261H90V260H89ZM99 261H100V260H99ZM99 261H98V262H99ZM102 261L104 262V260H102ZM102 261H101V262H102ZM112 261H113V260H112V258H111V260H110L111 263H108V264H112ZM122 261H121V262H122ZM129 261H130V260H129ZM156 261H157V260H156ZM167 261H168V260H167ZM172 261H173V260H172ZM182 261H183V262H182ZM228 261H230V260H228ZM228 261H227V262H228ZM238 261H239V260L237 259V262H238ZM241 261H242V260H241ZM241 261H240V262H241ZM19 262H20V263H19ZM29 262H30V260H29ZM29 262H28L27 264H29ZM31 262H30V263H31ZM44 262H43V264H44ZM47 262H48V263H47ZM55 262H54V264H57V263H55ZM101 262H100V264H106V262H104V263H103V262L101 263ZM169 262H170V261H169ZM190 262H191V261H190ZM227 262H226V263H227ZM232 262H230V263H231V264H235L236 260H235V262H233V263H232ZM237 262H236V263H237ZM240 262H238L237 264H239ZM4 263H3V264H4ZM8 263H9V262H8ZM8 263H7V264H8ZM59 263L61 264V262H59ZM64 263H65V262H64ZM64 263H62V264H64ZM92 263H93V262H92ZM173 263H174V262H173ZM188 263H189V260H188ZM230 263H229V264H230ZM241 263H243V261H242ZM9 264H10V263H9ZM50 264H51V263H50ZM52 264H53V263H52ZM74 264H75V261H74ZM121 264H122V263H121ZM183 264H186V263H183Z\"/></svg>",
  "mask_w": 264,
  "mask_h": 264
}]
</instances>
